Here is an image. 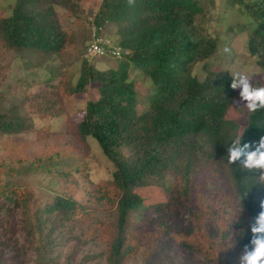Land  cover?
Returning a JSON list of instances; mask_svg holds the SVG:
<instances>
[{
  "label": "rangeland",
  "instance_id": "374dc122",
  "mask_svg": "<svg viewBox=\"0 0 264 264\" xmlns=\"http://www.w3.org/2000/svg\"><path fill=\"white\" fill-rule=\"evenodd\" d=\"M193 1L202 9L193 28L216 42L215 53L194 67L193 76L203 82L207 71L228 73L236 81L227 119L238 124L240 137L254 103L264 94V68L259 56L249 51L258 27L249 8L259 0ZM14 4L15 0L1 3L0 17L10 15ZM103 4L104 0H77L72 9L56 6L65 41L61 52L11 49L0 42V115L24 129L13 135L0 133V264H108L110 242L105 233L110 226L116 230L119 213L116 204L99 203L96 196L108 192L104 186L113 182L116 167L93 137L86 139L87 149L82 148L77 130L88 105L100 99L102 85L91 81L85 91L75 92L84 70L118 71L122 62L107 50L100 59L88 51L94 38L100 43L109 38L113 46L122 42L118 24L96 25ZM128 76L142 116L150 109L155 86L134 65ZM51 105L56 115L45 117ZM122 153L132 155L128 148ZM204 160L195 174L189 207L169 203L156 186L134 190L144 203L127 219L125 236L135 243L137 253L124 264H246L233 252L238 229L223 236L217 226L218 212L245 216L235 184L218 159ZM174 182L169 174L161 183L173 191ZM57 197L80 206L75 217L67 220L59 211L49 213ZM196 198L203 199V208L193 205ZM201 209L208 213L202 225ZM198 223L203 243L198 242ZM212 244L223 258L209 263L204 248Z\"/></svg>",
  "mask_w": 264,
  "mask_h": 264
},
{
  "label": "trees",
  "instance_id": "16d2710c",
  "mask_svg": "<svg viewBox=\"0 0 264 264\" xmlns=\"http://www.w3.org/2000/svg\"><path fill=\"white\" fill-rule=\"evenodd\" d=\"M4 1L0 0V12ZM76 1L15 0L11 14L0 17V42L11 49L61 52L65 41L55 8L72 9ZM102 8L96 25L118 24L122 42L116 60L122 62L118 71L84 70L75 92L85 91L91 81L102 85L100 99L88 105L85 121L77 127V138L84 149L88 137L96 139L116 167L113 182L104 186L108 192L96 196L99 203L116 204L119 213L116 230L110 226L105 233L110 242L108 264H124L137 253L135 243L125 236L129 213L144 203L134 190L156 186L169 203L174 200L176 205L189 207L195 174L204 159H218L225 166L245 214L237 218L228 210L218 212V228L223 236L238 229L232 242L239 260L264 264V94L254 103L239 137L238 124L227 119L236 81L228 73L207 71L203 82L193 76L194 67L216 51V42L193 28L202 12L193 0H104ZM249 9L258 22L249 51L259 56L264 68V0ZM132 65L155 86L150 109L142 116L137 114L134 84L129 82ZM48 115H56L55 105L46 108L44 116ZM23 130L13 118L0 115V133L13 135ZM124 148L132 155L125 156ZM169 174L175 179L173 191L161 183ZM193 205L203 208V199L196 198ZM79 209L72 199L57 197L49 213L59 211L70 220ZM207 215L199 211L201 225ZM200 224L196 232L198 242L203 243ZM215 246L204 248L209 263L223 258Z\"/></svg>",
  "mask_w": 264,
  "mask_h": 264
},
{
  "label": "built area",
  "instance_id": "2783aa9c",
  "mask_svg": "<svg viewBox=\"0 0 264 264\" xmlns=\"http://www.w3.org/2000/svg\"><path fill=\"white\" fill-rule=\"evenodd\" d=\"M107 50L108 54H111L115 57L120 56V51L117 48H111L109 41L104 40V43L98 42L96 39L88 50L93 57H100L103 55L104 51Z\"/></svg>",
  "mask_w": 264,
  "mask_h": 264
},
{
  "label": "clouds",
  "instance_id": "9594fccd",
  "mask_svg": "<svg viewBox=\"0 0 264 264\" xmlns=\"http://www.w3.org/2000/svg\"><path fill=\"white\" fill-rule=\"evenodd\" d=\"M96 34H99L97 31H96ZM103 39L104 40H107V41H109V45L111 46V48H117V49H119V51L121 52V48H119L118 46H113L112 44H111V40L109 39V38H106V37H103ZM94 40H95V38H94ZM113 59H117L118 57H115V56H113V55H111V54H109ZM96 59H100L99 57H96Z\"/></svg>",
  "mask_w": 264,
  "mask_h": 264
}]
</instances>
